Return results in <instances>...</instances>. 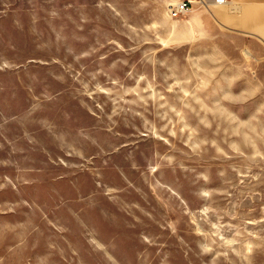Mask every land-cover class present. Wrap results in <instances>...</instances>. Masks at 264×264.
Instances as JSON below:
<instances>
[{
    "label": "rangeland",
    "instance_id": "rangeland-1",
    "mask_svg": "<svg viewBox=\"0 0 264 264\" xmlns=\"http://www.w3.org/2000/svg\"><path fill=\"white\" fill-rule=\"evenodd\" d=\"M34 1L0 46V264H264V37L227 21L264 5L195 1L227 23L194 34L160 0Z\"/></svg>",
    "mask_w": 264,
    "mask_h": 264
},
{
    "label": "crops",
    "instance_id": "crops-1",
    "mask_svg": "<svg viewBox=\"0 0 264 264\" xmlns=\"http://www.w3.org/2000/svg\"><path fill=\"white\" fill-rule=\"evenodd\" d=\"M147 2H150V0H145ZM178 1H184V0H160L163 4H166V7L170 5V3H175ZM193 1H199V0H193ZM208 1V0H207ZM211 1V0H210ZM229 1V2H228ZM226 0V2L223 4V6H227L229 8H233L234 5H230L231 2L235 4H241L245 7H249L251 5H264V0ZM43 2L50 3V0H45ZM71 4H69V8H71ZM80 6L84 7L86 6V0L85 5L82 4V0H80ZM193 9L188 12L189 18L187 20V26L189 28L193 29V33L203 25L209 26V28L213 27V29L217 28V24H224L229 21L231 22V25L233 27L238 29H244V30H254L260 34V36L264 37L261 33V30H264V9H254L251 13H245V19L243 21L228 19L226 21V16H219L220 12L218 13V19L216 18V15L213 14H205L204 11H199L200 7L197 6V4H193ZM233 6V7H232ZM197 7V10L194 11V8ZM168 8V7H167ZM246 9V8H245ZM193 11V12H192ZM192 12V13H191ZM55 14L47 11H39L37 10V7L35 6L34 0H0V46H2L3 42V34L10 36L11 32H19V34L23 38V43L25 45L27 44L28 37L23 34L25 28H32V30L29 32V36L37 35V31L35 30L36 27V20L40 18H46L50 19L53 18ZM230 16H228L229 18ZM24 21H31V24L29 26L23 24ZM262 22L261 24L257 25L256 22ZM236 24V25H235ZM235 25V26H234ZM148 26V25H147ZM256 26L258 28H256ZM193 33L191 34L193 37ZM192 37L190 40L192 41ZM5 38V37H4ZM11 38V36H10ZM1 49V47H0ZM2 50V49H1ZM3 51V50H2ZM1 52V51H0ZM5 67V66H4ZM3 68V67H0Z\"/></svg>",
    "mask_w": 264,
    "mask_h": 264
},
{
    "label": "built area",
    "instance_id": "built-area-1",
    "mask_svg": "<svg viewBox=\"0 0 264 264\" xmlns=\"http://www.w3.org/2000/svg\"><path fill=\"white\" fill-rule=\"evenodd\" d=\"M226 2V0H211L209 3L211 5H223ZM196 2L193 0H184V1H178L175 3H170L167 7V14L169 16H177V15H186V13L190 12L193 9V4ZM197 4L206 5L207 0H199L197 1Z\"/></svg>",
    "mask_w": 264,
    "mask_h": 264
},
{
    "label": "bare ground",
    "instance_id": "bare-ground-1",
    "mask_svg": "<svg viewBox=\"0 0 264 264\" xmlns=\"http://www.w3.org/2000/svg\"><path fill=\"white\" fill-rule=\"evenodd\" d=\"M216 6V5H215ZM258 22H260V21H258ZM257 23V22H256ZM264 31V30H263ZM247 55V54H246Z\"/></svg>",
    "mask_w": 264,
    "mask_h": 264
}]
</instances>
